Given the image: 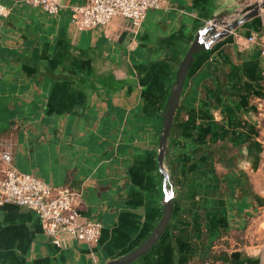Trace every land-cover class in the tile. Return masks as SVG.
Segmentation results:
<instances>
[{"label":"crops","instance_id":"0c3cea01","mask_svg":"<svg viewBox=\"0 0 264 264\" xmlns=\"http://www.w3.org/2000/svg\"><path fill=\"white\" fill-rule=\"evenodd\" d=\"M88 1L62 0L50 15L23 0H0L11 11L0 18V154L9 151L15 168L52 188L79 192V212L101 223V237L58 249L33 212L6 204L0 264H106L144 242L162 216L158 137L177 66L208 22H234L255 4L167 0L133 35L118 20L77 31L70 8ZM263 36L256 16L190 65L196 88L188 83L194 102L180 114L176 168L163 164L171 217L151 249L128 264H264V146L255 124L264 98ZM207 144L213 155L193 153Z\"/></svg>","mask_w":264,"mask_h":264},{"label":"built area","instance_id":"2783aa9c","mask_svg":"<svg viewBox=\"0 0 264 264\" xmlns=\"http://www.w3.org/2000/svg\"><path fill=\"white\" fill-rule=\"evenodd\" d=\"M33 8H40L50 15L58 14L62 9V0H23ZM264 4V0H254ZM167 0H89L82 6L70 8L71 24L77 31L91 30L97 26H108L114 20L120 22V28L136 35L149 10H162ZM10 8L0 4V18L10 14ZM258 17L262 20L264 30V8H259ZM215 30L223 25L208 22L207 26L197 31L199 43L205 50L217 40L218 32L209 34L208 29ZM221 30V31H222ZM264 37V36H263ZM249 43H256L250 36ZM260 54L264 55V39L260 44ZM0 207L12 204L26 208L39 219L41 230L49 242L61 249L69 242L92 246L99 242L102 225L99 222L86 221L79 212L81 194L69 187L52 188L40 178L19 171L12 162L9 151L0 154ZM164 202L173 199L172 189L165 190Z\"/></svg>","mask_w":264,"mask_h":264},{"label":"water","instance_id":"95a60500","mask_svg":"<svg viewBox=\"0 0 264 264\" xmlns=\"http://www.w3.org/2000/svg\"><path fill=\"white\" fill-rule=\"evenodd\" d=\"M259 8H264V4H250L247 6L239 19L234 22L223 24L224 30H222L217 38L227 36L232 30L236 29L240 24L255 18L258 16ZM220 24V23H219ZM215 28L212 26L207 31L209 34L214 32ZM205 47L203 44L199 43L198 37L196 36L194 40L191 42L189 48L185 52L182 60L177 66L174 80L171 84V88L169 90L166 106L163 113V120L161 125V130L158 137V152H157V164L160 172L163 174V186L164 190H170V186L168 185V175L167 172L163 168L164 164V154L167 145V139L170 133V128L173 120V116L176 112L177 106L179 104L184 82L187 78L188 70L190 65L194 62V60L200 56L203 52H205ZM173 209V199H170L167 202L162 203V216L152 231V233L140 244L136 249L127 253L126 255L120 257L117 260L110 261L106 264H128L133 260L139 258L143 254L147 253L151 247L159 240L162 236L166 226L169 223L171 213ZM232 256H237V254H232Z\"/></svg>","mask_w":264,"mask_h":264},{"label":"trees","instance_id":"16d2710c","mask_svg":"<svg viewBox=\"0 0 264 264\" xmlns=\"http://www.w3.org/2000/svg\"><path fill=\"white\" fill-rule=\"evenodd\" d=\"M190 80H191V77H189L187 75V78H186V80L184 82V86H183V90H182V94H181V98H180L179 104H178L176 112H175V114L173 116V120H172V124H171V128H170V133H169V136H168V139H167V145H166L165 154H164V164L165 165H168V163H172L171 162V158L173 157V155L175 153V151L174 152L172 151L173 147L176 145L175 144V139L177 137H179V132L182 131V129H179V127H178V124H180L182 122L180 120V114L184 110L183 108L189 109L190 103L192 105L193 102H194V98L192 96V92H194V90L189 92L190 88H189L188 83H191ZM193 86H194V88H196V85L192 84L191 87H193ZM188 100H190L189 104H188ZM166 101H167V99L165 100L164 109H165V106H166ZM163 113H164V111L161 114V125H162V120H163ZM192 150H193V153L195 155H198V151L200 152L199 154H202V153L203 154H207V155H213L214 154V150H213V145L212 144H207L205 146L204 145L195 146V148L192 149ZM192 150H190V152ZM179 152H181V151H179ZM173 166H175L174 168H176L175 164H173Z\"/></svg>","mask_w":264,"mask_h":264},{"label":"rangeland","instance_id":"374dc122","mask_svg":"<svg viewBox=\"0 0 264 264\" xmlns=\"http://www.w3.org/2000/svg\"><path fill=\"white\" fill-rule=\"evenodd\" d=\"M256 107L258 109L257 113L255 114L257 137L261 142V145L264 146V98L259 100V103L256 105ZM262 154L264 155L263 149ZM259 173L261 174V177H264V157L259 163Z\"/></svg>","mask_w":264,"mask_h":264}]
</instances>
